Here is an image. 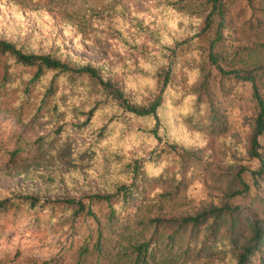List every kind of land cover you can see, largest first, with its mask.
Listing matches in <instances>:
<instances>
[{"label": "trees", "instance_id": "16d2710c", "mask_svg": "<svg viewBox=\"0 0 264 264\" xmlns=\"http://www.w3.org/2000/svg\"><path fill=\"white\" fill-rule=\"evenodd\" d=\"M150 1L149 20L116 3L93 11L92 26L120 51L100 63L56 34L0 28V113L46 128L28 151L42 154L73 132L86 139L71 168L46 173L45 164L25 173L31 189L0 190V241L11 216L27 217L30 227L82 239L75 264L102 260L111 246L125 264H264V61L246 62L264 50V2ZM175 13L196 18L193 30L174 27ZM196 39L199 58L184 56ZM246 84V153L258 169L234 136ZM24 104L32 111L22 119ZM151 143L144 158L138 148ZM197 178L209 193L202 204L188 197Z\"/></svg>", "mask_w": 264, "mask_h": 264}, {"label": "rangeland", "instance_id": "374dc122", "mask_svg": "<svg viewBox=\"0 0 264 264\" xmlns=\"http://www.w3.org/2000/svg\"><path fill=\"white\" fill-rule=\"evenodd\" d=\"M107 3L123 5L147 20L152 18L149 16L153 6L150 0H0V28L20 27L25 30L56 34L57 39L82 60L100 63L111 56L120 55L118 48L104 39V31L92 26L95 18L94 15L92 16L93 11ZM38 9H41V16ZM82 20L84 25L81 29ZM196 23V18L184 13H175L172 19L173 26L179 29L193 30ZM97 36L100 37L95 39ZM199 44H201L200 40L196 39L185 45L184 56L192 54L199 58ZM261 61H264V50L246 57V62L249 64ZM240 91L245 99H242L232 112L237 150L243 152L250 169H258L259 160L250 159L246 153L251 132V116L254 112L252 103L248 100L251 87L249 84L240 86ZM7 105L13 108L11 99ZM24 106L22 119L32 111V107L25 104ZM20 122L19 118L11 114L0 113V190L4 195L10 194L17 186L22 185L28 189L35 186L36 184L25 173L30 171L38 174L44 170L45 164H48L44 170L46 173L50 172L52 166L64 165L71 168L74 162L73 151L77 149L79 142H86V139L78 137L73 132L69 140H64L57 146L47 147L42 154L30 152L28 145L32 144L41 132L46 131V128L42 121L29 128H25ZM153 146L154 143L141 145L138 150L143 152L144 158H150V150ZM18 147L24 149L14 158V151ZM55 147H57L56 151ZM188 197L198 204L204 203L209 198L207 185L202 179H195L188 190ZM43 217L46 218L47 215ZM86 224L89 227L94 226L89 220ZM6 225L9 229L0 241V264L76 263L80 245L83 243L79 237L56 234L45 223L40 227H30L27 217L14 220L11 216L6 221ZM114 251L115 247H109V254H106L107 257L102 260H98L95 254L86 256V264H125L114 259Z\"/></svg>", "mask_w": 264, "mask_h": 264}]
</instances>
